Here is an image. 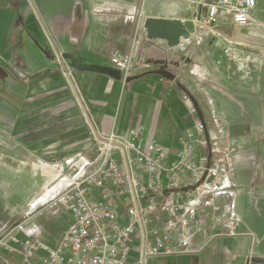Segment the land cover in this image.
<instances>
[{"label": "crops", "instance_id": "0c3cea01", "mask_svg": "<svg viewBox=\"0 0 264 264\" xmlns=\"http://www.w3.org/2000/svg\"><path fill=\"white\" fill-rule=\"evenodd\" d=\"M212 1L155 0L152 14L147 13L152 5H146L136 12L135 22L123 16L113 45L128 59L146 57L154 66L141 68L140 73L132 67L131 81L75 70L74 82L85 112L64 76V65L69 62L62 53H72L80 62L114 67L111 60L121 53L115 52L110 59V54L97 50L93 33L76 35L81 17L72 14L75 0H40L38 9L48 18L47 24L35 9L21 10L23 0H0V233L19 221L20 215L36 214L42 198L53 197L54 178L69 158L79 153L96 157L87 117L105 135L113 129L126 131L143 125L148 136L172 154L200 118L221 148L235 147L231 177L245 189L237 200L243 235L215 240L195 254L148 258L143 264H259L264 259V66H169L168 59L183 47V40L177 46L150 40L144 27L148 17L202 21L206 4ZM124 3L131 12L133 4ZM131 26L136 30L134 37ZM202 28L198 25L192 35L195 47L211 34ZM216 28L226 38L251 41L252 52L264 55V0H258L247 27H239L224 14ZM157 60H165L176 79L156 73L161 67L154 63ZM49 166L55 170L49 172ZM45 209L53 210L61 228L56 232V226L37 225L41 237L55 245L72 215L61 204L41 210ZM4 254L1 250L0 264H4Z\"/></svg>", "mask_w": 264, "mask_h": 264}, {"label": "built area", "instance_id": "2783aa9c", "mask_svg": "<svg viewBox=\"0 0 264 264\" xmlns=\"http://www.w3.org/2000/svg\"><path fill=\"white\" fill-rule=\"evenodd\" d=\"M257 6L258 0L212 1L200 23L218 35L216 26L225 14L247 27ZM114 62L127 79L131 59L117 53ZM73 72L69 63L64 65V76L86 112ZM87 118L96 157L69 158L58 169L50 200L72 215L70 225L52 245L31 222L37 213L8 224L0 233L4 264H143L148 258L195 254L215 240L243 235L237 200L245 189L231 177L235 147L221 148L200 118L175 154L149 137L143 125L105 135Z\"/></svg>", "mask_w": 264, "mask_h": 264}, {"label": "rangeland", "instance_id": "374dc122", "mask_svg": "<svg viewBox=\"0 0 264 264\" xmlns=\"http://www.w3.org/2000/svg\"><path fill=\"white\" fill-rule=\"evenodd\" d=\"M125 1L131 2L133 4L131 7V12L125 9ZM23 2L25 6L23 5L21 10L35 9L36 12L38 11L37 13H39V16H41L42 21L47 24L46 21L48 18L45 17V14H40L38 9L37 3H39L40 0H23ZM75 2L76 5L72 11V14L74 16L78 17L79 15L81 17H78L79 19L77 18L78 23L75 30L77 33L76 35L81 38L84 36H89L90 33H93L98 41L97 50L102 49L101 52H105L104 54L108 56L110 54V59L111 55L115 54V52L121 53L120 55L125 58L129 57L125 56L122 53L123 50L118 48L117 45H113L112 38L117 35L119 29H122L120 28L118 21L123 16H126L127 18L130 17V19L135 22L137 21V18L135 19L137 11L139 12L143 6L145 7L147 5L148 7V5H150L151 7L152 5V9H147V13L151 11L152 14L154 12L155 5V0H75ZM133 25L135 24L133 23ZM200 25H203V23ZM202 30L205 29L202 28ZM131 31L134 37L136 32L135 27L131 26ZM53 33L54 32H52V34ZM193 36L188 40H183V47L179 48L178 52H174V54L177 53L176 55L168 59L169 66H264V55H257L256 53H253V44L249 40H233L231 37L226 38V36L210 34L207 35L201 45L195 47L193 43L196 42V40L194 41L195 37ZM78 46L82 48L81 42L78 43ZM104 57L106 58V56ZM135 59L131 60V66H133V68L136 66V72L138 73H140L141 70L139 69L141 68L149 69L154 66L153 64L147 62L148 58L146 57L141 58L142 60ZM65 62L69 61L65 60ZM111 63L115 64L114 58L111 60ZM77 71L78 70H76V72ZM200 74L202 75V73ZM49 167L47 168L50 169L49 171H51V169L54 170V168ZM54 175L55 174H53V176ZM54 181V183H57L59 179L54 178ZM41 197H43V194ZM50 200L51 196L47 201L40 203L36 207L35 212H41H39V215H34L35 217H33L31 222H34L35 224H45L51 229H54L56 226L57 232L61 228V224L58 226L55 222L58 219L57 215L53 214V210H49L50 208L47 210L45 209L46 211H42L43 208H47L48 205H50ZM57 204L60 206V203ZM25 216L27 215H20L18 218L20 221H22Z\"/></svg>", "mask_w": 264, "mask_h": 264}, {"label": "water", "instance_id": "95a60500", "mask_svg": "<svg viewBox=\"0 0 264 264\" xmlns=\"http://www.w3.org/2000/svg\"><path fill=\"white\" fill-rule=\"evenodd\" d=\"M199 23L200 21L195 20L183 21L179 19L148 17L145 20L144 27L147 30L148 39H162L166 40L170 46H177L182 40H188L193 34L196 33L197 27L200 25ZM61 57L63 60L69 61V64L74 69V71H90L107 75L116 79L123 78V72L117 67L94 64L90 62H80L79 58L72 53H62ZM154 63L156 65H164L157 69L155 71L156 73L166 78L176 79V74L168 69L165 60H157ZM132 79V77L127 78L128 81H131ZM259 264H264V259L260 260Z\"/></svg>", "mask_w": 264, "mask_h": 264}, {"label": "flooded vegetation", "instance_id": "af4514ba", "mask_svg": "<svg viewBox=\"0 0 264 264\" xmlns=\"http://www.w3.org/2000/svg\"><path fill=\"white\" fill-rule=\"evenodd\" d=\"M156 66H164V65H156ZM166 66H168V64Z\"/></svg>", "mask_w": 264, "mask_h": 264}, {"label": "bare ground", "instance_id": "6f19581e", "mask_svg": "<svg viewBox=\"0 0 264 264\" xmlns=\"http://www.w3.org/2000/svg\"><path fill=\"white\" fill-rule=\"evenodd\" d=\"M55 170V169H54ZM50 172V171H49ZM53 173V172H52ZM54 174V173H53ZM55 175H56V173H55Z\"/></svg>", "mask_w": 264, "mask_h": 264}]
</instances>
